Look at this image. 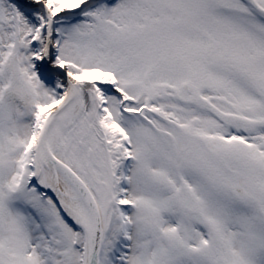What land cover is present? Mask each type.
Wrapping results in <instances>:
<instances>
[{"label": "snow or ice", "instance_id": "1", "mask_svg": "<svg viewBox=\"0 0 264 264\" xmlns=\"http://www.w3.org/2000/svg\"><path fill=\"white\" fill-rule=\"evenodd\" d=\"M0 264H264V0H0Z\"/></svg>", "mask_w": 264, "mask_h": 264}]
</instances>
